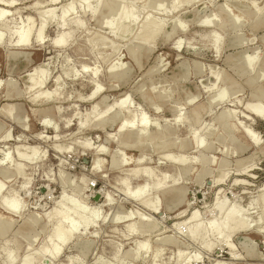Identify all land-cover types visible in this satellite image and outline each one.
<instances>
[{
  "label": "rangeland",
  "instance_id": "374dc122",
  "mask_svg": "<svg viewBox=\"0 0 264 264\" xmlns=\"http://www.w3.org/2000/svg\"><path fill=\"white\" fill-rule=\"evenodd\" d=\"M180 1L172 11L174 0H15L18 10L9 9L0 23L6 42L12 39L0 46V198L15 195L22 211L12 216L0 206V264H177L178 250L170 246L153 259L154 236L165 233L180 243L184 257L199 258L194 264H264V234H233L232 260L217 236L187 238L174 230L195 212L204 225L214 218L213 180L220 173L228 174L229 204L244 209L255 199L264 210L258 193L264 184V121L227 100L210 104L224 91L221 80L240 90L247 106L264 104V0ZM36 2L39 9L27 10ZM28 15L36 20L33 36L28 47L15 48ZM148 18L164 23L153 46L135 39ZM178 25L183 31H175ZM211 37L220 40L215 44ZM178 41L179 52L173 50ZM250 57L256 63L247 69ZM126 96L132 114L159 120L161 134L143 139L131 131L121 136L123 147L118 125L127 112H111L98 124V114ZM104 97L107 103L93 111ZM229 104L240 121L225 117ZM178 113L189 127L176 126ZM198 127L199 148L190 138ZM239 127L258 133L260 145ZM125 157L133 165L126 166ZM135 167L153 176L134 177ZM243 170L257 177L239 176ZM165 176L162 189H154ZM144 185L148 194L132 200L130 194ZM154 201L156 209L149 207ZM74 204L91 217L99 210L96 227L83 237L68 235L49 219ZM139 244L152 246L151 257L134 258ZM206 245L213 246L209 252Z\"/></svg>",
  "mask_w": 264,
  "mask_h": 264
},
{
  "label": "bare ground",
  "instance_id": "6f19581e",
  "mask_svg": "<svg viewBox=\"0 0 264 264\" xmlns=\"http://www.w3.org/2000/svg\"><path fill=\"white\" fill-rule=\"evenodd\" d=\"M60 0H47L48 4H57ZM194 0H188V3L193 2ZM181 1L180 0H174L173 5V9L172 11H176L179 6L181 5ZM40 3L36 2L34 4H32L29 8H27V10L33 9V10H37L40 8ZM45 5V4H44ZM17 4L15 2V0L12 1H8V2H4L2 0H0V23L1 21H5L4 18H6L7 15H11L9 9L11 10H18L17 8ZM222 12H227L229 13L230 9L228 8V6H226L225 4H221L220 6ZM257 12H259L258 9H256ZM14 13H12L13 15ZM235 17L236 21H240L242 16L240 15H236L233 14ZM245 18V17H244ZM236 21H234V24L237 25ZM35 25H36V20L33 17H30L28 15L27 21L24 22V26H22L20 28V30L16 33V38L12 43V46L15 48H26L29 46V42L33 36V32L35 29ZM164 27V23H158L157 21H154L153 19L148 18L147 21L145 22V24L143 25L142 29L140 30V32H138L136 34V40H139L140 42H142L143 44H149L151 46H153L156 42V40L158 39V37L161 34V31L163 30ZM183 26L182 25H178L175 28V31H183ZM241 30V29H240ZM216 31V30H215ZM219 32V30L217 31ZM220 33V32H219ZM221 34V33H220ZM214 38V43H218L219 42V37H211V39ZM12 42V39H10L8 42H6L5 39V35L4 33L0 32V46L3 44L9 45ZM55 45H58V43H55ZM175 47L173 48V50L179 52V50L182 49V43L181 41H178L177 43H175L174 45ZM184 51V50H183ZM115 64H117L116 62H114ZM255 57H250L248 60L245 61V65L248 68H254V64H255ZM119 66V64L112 66V69L115 70L117 69ZM159 67V66H158ZM86 69V68H85ZM249 71V70H247ZM98 73L95 72L93 74V78L96 77ZM96 81V80H95ZM221 80V86H223L224 91L216 94L215 96H213L210 100V104L212 106H219L222 102H224L225 100H227L228 102L232 104H236V105H240V106H244L243 108H246L245 110L249 112V114L251 116H253V118H258L262 121H264V104L262 101H257V104L254 105H250L247 106L246 103H243V98H241V93L240 90L238 89H230L229 87L225 86L222 84ZM97 82V81H96ZM1 84V83H0ZM11 88V87H10ZM112 90H116V86H112L111 87ZM156 94H159L160 97H163V93L161 91H157V89H155ZM8 100H11L12 94H11V89L9 90L8 94H7ZM107 103V100L105 99V97L103 99H101V101L95 105L93 107V111H95L98 107L104 106ZM163 103V102H162ZM229 107L227 108L228 111L225 112V117L227 119H232V121L236 122L237 119H239L238 121H240V113L238 114L237 111H235L234 109H236L234 106H230V104L228 105ZM161 108H163V106L161 105ZM130 97L126 96L124 97L118 104L114 105L113 107L107 108L106 111H104L101 114H98L97 116V122L98 124L102 125L103 123V119L105 117H107L111 112H116L117 114H120L122 112H127L128 116L122 120L120 122V124L118 125V135L122 140L123 135L128 134L131 131H136L137 132V136L139 138H145V137H150V139H154L155 135L157 134H161V130L163 128L162 124H160L159 120H154V121H149L146 114H142V116H136L135 113L132 114L130 111ZM158 109L160 110V108L158 107ZM5 108L3 110H1V113H5L7 116L10 115L11 112H5ZM176 112V111H175ZM242 115V114H241ZM186 125L187 127L190 126V123L186 120V117L181 114L178 113V115L176 116V126H183ZM205 126V125H204ZM200 128L202 127H198L197 130L194 131V128L191 130L193 131V135L190 136L191 139L194 138L195 141V145L199 148V146H201V142H200V136H198V132L200 130ZM241 132L244 134V136L250 141V143L252 145H257L259 144L260 140H259V136L256 134V132L252 133V131H248V127H246V129H241V127H239ZM251 130V129H250ZM122 140V146L125 147L126 144L125 142ZM260 145V144H259ZM87 149H91L90 146L86 147ZM227 150L226 154L228 155L229 152V147H226ZM59 149V147H58ZM168 154H170V152H164L163 153V157H166ZM8 157V155H7ZM11 158L9 156V159L5 158L4 159V163L9 161L10 162ZM1 162V161H0ZM8 162V163H9ZM123 163H125L126 166H131L133 165L132 162V158L131 157H125L123 158ZM139 162H142L141 160ZM3 163H0V166H2ZM7 164V163H6ZM4 165V164H3ZM115 165L118 166V164L115 162ZM139 166V165H138ZM254 168V167H253ZM252 168V169H253ZM17 173L22 175V171L20 169V167L16 168ZM244 169V168H243ZM250 169V168H247ZM256 169V168H255ZM242 170V169H241ZM240 171V170H239ZM132 176L134 177H145V178H150L152 177V173L147 170V169H139L136 168L133 170L132 172ZM240 173V172H238ZM237 173V174H238ZM252 171L251 170H246L243 172H241V174L239 176H248L250 178H254L253 175H251ZM254 174V173H253ZM228 174L224 173V174H217L213 180V184L215 186V188H217V193H216V201H215V208H214V212L213 214H215L214 218L206 225L202 224V222L199 219V213L195 212L191 215V217L188 218L187 221L182 222L181 224H176L174 227V230L179 231L178 233L183 234L184 236H188L187 238H196L201 236H205V235H215L217 236V241L218 243L221 245L222 248H225V250L228 252V254H230L229 256L231 257L232 260H236L237 259V252L235 250L234 245L231 242V238L233 236V234H235L236 232H240L241 234H253V233H258L260 235L264 234V210L263 212H261L258 209L256 200L254 199L250 204L249 207H246L244 209L241 208H237L234 205L229 204L228 202V198H227V190L225 189V186L228 182ZM234 177V176H233ZM257 177V176H256ZM255 177V178H256ZM230 178V177H229ZM243 178V177H242ZM254 178V179H255ZM167 180V176H165L163 179L154 182V186L153 188L156 190H161L162 186L164 185L165 181ZM127 180H125L124 184L127 185ZM235 184L234 186H238L239 185V180H234ZM232 182V181H231ZM25 185L27 186L28 183H25ZM4 186L0 183V195L1 192L3 190ZM167 191V190H166ZM163 191V192H166ZM149 192V187L148 185H144L142 186L140 189L132 192L130 194V198H132V200L135 201H142L143 198L148 194ZM259 194H261L262 196V201L264 203V184L261 186L260 190L258 191ZM109 198V197H108ZM105 199V197H104ZM63 201L65 200V197H63L62 199ZM106 202H110V198L106 199ZM258 202V201H257ZM20 200L14 195V196H10V198H0V206L1 208L6 211L7 213H9L12 216H17L18 214H20V212L22 211V209L20 208ZM76 204H74V206L71 208V210H67L64 212H60V213H54L49 219L52 220V222H57V224L70 236H81L83 237V231H87L88 229L92 230L93 226L96 227L95 225L98 223V211L99 210H94L93 214L96 215V217H91V215L87 214L84 211H80L78 208H76L75 206ZM259 205V204H258ZM149 207H151L152 209H156V202L154 201L153 203L151 202V204H149ZM220 217V218H219ZM72 218H74L72 220ZM235 223V227H232V224ZM261 221H263V223H260ZM128 231L130 234H134L135 231L133 228L129 227ZM157 244H156V258H158V254L161 253V248H164V246H170L171 248L177 249L178 250V263H184V262H188V260L192 261L193 260V264L194 262H199V258L198 257H184L183 254V247H181L180 243L177 242L176 240H174L173 236L171 235H167V233L165 234H159L154 236V238H156ZM152 245V243H151ZM150 244H142V245H137L136 248L134 249V258H136L137 255L139 256H147L148 258L151 257V253H150V249H152V246ZM154 247V246H153ZM213 246L210 245H206L205 246V250H208V252L212 249ZM60 254H57L55 256V258H57ZM154 260V261H155Z\"/></svg>",
  "mask_w": 264,
  "mask_h": 264
},
{
  "label": "water",
  "instance_id": "95a60500",
  "mask_svg": "<svg viewBox=\"0 0 264 264\" xmlns=\"http://www.w3.org/2000/svg\"><path fill=\"white\" fill-rule=\"evenodd\" d=\"M100 199H101V195L100 194H96L95 201L98 202Z\"/></svg>",
  "mask_w": 264,
  "mask_h": 264
}]
</instances>
